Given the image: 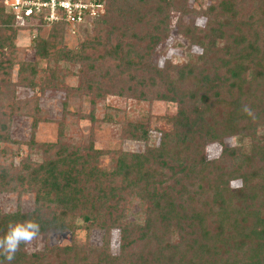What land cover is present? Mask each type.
Returning a JSON list of instances; mask_svg holds the SVG:
<instances>
[{
	"label": "trees",
	"instance_id": "trees-1",
	"mask_svg": "<svg viewBox=\"0 0 264 264\" xmlns=\"http://www.w3.org/2000/svg\"><path fill=\"white\" fill-rule=\"evenodd\" d=\"M14 22L0 1V194L32 195L34 208L0 213V236L9 222L32 220L35 237L70 234L71 242L32 253L21 243L10 264H264V0H107L92 36L69 49L66 25L55 24L31 48L33 62L16 45L22 29ZM171 39L184 60L161 66ZM18 89L65 92L56 142L36 141L47 114L39 96L19 98ZM112 96L176 105L171 128L150 145L149 123L108 108L102 122L145 149H97L96 107ZM72 99L87 100L90 113L72 111ZM16 116L32 119L19 167ZM68 118L77 127L90 121L85 141L70 136ZM215 146L221 151L211 157ZM132 234L135 249L125 257Z\"/></svg>",
	"mask_w": 264,
	"mask_h": 264
},
{
	"label": "rangeland",
	"instance_id": "rangeland-1",
	"mask_svg": "<svg viewBox=\"0 0 264 264\" xmlns=\"http://www.w3.org/2000/svg\"><path fill=\"white\" fill-rule=\"evenodd\" d=\"M1 1V0H0ZM175 17L173 15L172 27H175ZM95 23L91 26L81 28L76 34L70 33L66 29L65 45L69 49H76L78 45L87 39L88 36H92L95 31ZM50 29L41 31V34L32 39L29 32L20 31L16 40V45L21 49L27 48L24 54V60L27 62L35 61V53L31 49L35 46L36 40L39 37H47ZM173 39H179L174 35ZM180 40V39H179ZM173 40H169L167 43V51L163 52L164 56L160 59V65L163 66L165 60H172L174 63H182L184 60V53L180 49H173ZM163 51V50H162ZM70 71L77 73L78 68L75 66H65ZM41 68H46V63H42ZM16 72H14V79ZM67 85L71 87H77L79 79L77 77H70L66 80ZM17 94L19 98H26L30 95L28 90L18 89ZM33 96H39V106L47 114L49 122L41 123L36 133V141L38 143H54L56 142L58 135V122L63 118V102L66 98L65 92L50 91L45 95L34 92ZM30 95V96H31ZM108 108L119 109L125 113L126 120L134 123H149L151 127V139L150 145H157L160 140V131L169 130L171 125L168 121V117H172L176 113V105L164 103V102H140L134 99H126L120 97H108L105 101L98 103L96 107V118L99 120L97 124L92 127L94 133L95 147L103 151H116V152H130L140 153L145 149V144L142 142L123 140L121 137V127L116 123L102 122L104 116L108 112ZM70 109L74 112L80 111L82 114L90 113V104L87 100L70 101ZM70 136L76 141H85L90 134L91 124L90 121H79L78 127L75 126V120L68 118ZM32 135V119L26 116H16L13 118L11 126V138L12 140L21 143V147L14 148V152L17 154L14 159L15 167H19L22 160L27 159L28 150L26 144L30 142ZM228 145H232L233 142H227ZM220 147H212L208 150V154L211 157H216L220 153ZM32 161H40L38 156H31ZM108 160H106L107 164ZM240 183H234L233 187H239ZM34 208V196L26 195L21 199H18L13 194H0V213H15L20 210L23 213L31 212ZM84 238V235H81ZM101 241V233H95L91 242L94 245H98ZM71 242V235L65 234L63 236H50V237H34L27 242L26 250L29 253L43 250L47 245L50 246H64L69 245ZM136 236L132 234L125 246L124 255L128 257L129 254L134 251L136 245ZM112 252L118 254V235L113 236Z\"/></svg>",
	"mask_w": 264,
	"mask_h": 264
},
{
	"label": "built area",
	"instance_id": "built-area-1",
	"mask_svg": "<svg viewBox=\"0 0 264 264\" xmlns=\"http://www.w3.org/2000/svg\"><path fill=\"white\" fill-rule=\"evenodd\" d=\"M15 27L36 39L41 31L62 23L73 35L106 13L107 0H1Z\"/></svg>",
	"mask_w": 264,
	"mask_h": 264
},
{
	"label": "clouds",
	"instance_id": "clouds-1",
	"mask_svg": "<svg viewBox=\"0 0 264 264\" xmlns=\"http://www.w3.org/2000/svg\"><path fill=\"white\" fill-rule=\"evenodd\" d=\"M244 111L251 115L247 107L244 108ZM39 230V224L32 220L9 222L6 231L0 236V257H3L0 264H4L5 260L10 264L21 243L32 240Z\"/></svg>",
	"mask_w": 264,
	"mask_h": 264
}]
</instances>
